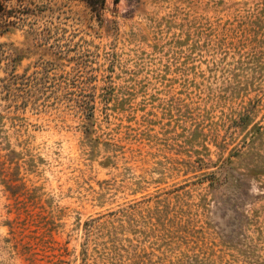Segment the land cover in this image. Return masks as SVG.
I'll use <instances>...</instances> for the list:
<instances>
[{
  "label": "rangeland",
  "instance_id": "1",
  "mask_svg": "<svg viewBox=\"0 0 264 264\" xmlns=\"http://www.w3.org/2000/svg\"><path fill=\"white\" fill-rule=\"evenodd\" d=\"M0 264H264V0H0Z\"/></svg>",
  "mask_w": 264,
  "mask_h": 264
},
{
  "label": "trees",
  "instance_id": "2",
  "mask_svg": "<svg viewBox=\"0 0 264 264\" xmlns=\"http://www.w3.org/2000/svg\"><path fill=\"white\" fill-rule=\"evenodd\" d=\"M211 184H215V183H220V180H219V178L217 177V176H214L212 179H211V182H210Z\"/></svg>",
  "mask_w": 264,
  "mask_h": 264
}]
</instances>
